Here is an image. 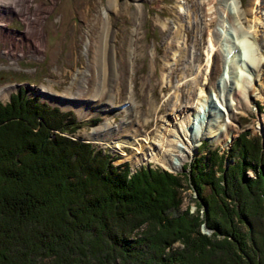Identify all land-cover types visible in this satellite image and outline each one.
Segmentation results:
<instances>
[{
	"label": "trees",
	"instance_id": "16d2710c",
	"mask_svg": "<svg viewBox=\"0 0 264 264\" xmlns=\"http://www.w3.org/2000/svg\"><path fill=\"white\" fill-rule=\"evenodd\" d=\"M79 122L23 87L0 101V264H264V136L243 130L188 164L198 218L176 211L179 175L114 164Z\"/></svg>",
	"mask_w": 264,
	"mask_h": 264
},
{
	"label": "rangeland",
	"instance_id": "374dc122",
	"mask_svg": "<svg viewBox=\"0 0 264 264\" xmlns=\"http://www.w3.org/2000/svg\"><path fill=\"white\" fill-rule=\"evenodd\" d=\"M235 1L240 5L239 10L245 12L241 17L244 29L252 30L254 16H259L264 23V0ZM36 2H43L46 6L34 17L39 18L43 25L44 42L41 52L28 48L26 37L23 48L17 51V60L11 63L3 48L8 49L11 47L9 41L23 36L27 25L15 15L0 24V27L14 31L12 37H15L5 42L2 38L0 40V101L8 100L11 92L23 87L28 96L36 95L40 100L56 105L61 110H70L75 120L80 121L74 136L104 149L111 155L114 164L126 161L130 172L140 166H151L179 175L182 182V187L179 188L181 201L176 211L186 209L189 213L198 214L199 218L205 205L184 179V172L187 173L188 164L199 154L205 157L209 149H217L218 153L228 150L231 141L243 130L248 131V135L264 136V110L261 108L264 103V85L259 92L250 95L251 110L236 113L237 118L226 127L227 131L222 138L209 139L208 134L216 133L217 128L225 122L222 113L216 111L215 125L203 128L202 135H205L199 141L193 139L192 153L176 170L165 168L168 164L166 158L162 154H155L151 144H145L143 139L155 142L153 147L156 149H165L170 159L175 155L176 149L185 144L183 125L177 118L195 104L199 84L211 78L215 81L222 70L220 56L216 60V67L206 68L207 35L219 27L216 12L218 0H115L112 5L107 4V0H34ZM7 4L11 6L12 3L9 1ZM29 8L32 9L33 5ZM97 13L104 17L110 30L104 45L107 47L111 85L106 84L104 90L111 91L113 86L115 90L112 92L113 102L109 99L110 93L108 94V108L93 113L90 111L88 115L80 117L75 104L70 102L72 99L63 94L70 86L76 92L81 89V82L89 85L92 82L87 80L90 77L86 73L92 72L88 63L93 58L94 43L98 41L97 31L92 29L90 22ZM8 14L4 12L5 18ZM256 27L259 30L250 32L248 39L255 51L261 54L264 53V26L259 23L255 24ZM89 38L97 41L94 39L93 42ZM43 86L53 88L61 100L68 99L69 106L64 107L61 103H53L44 97L41 90ZM206 88L209 89V97L218 98L217 90L214 91L209 86ZM3 89L6 92L2 95ZM91 119L94 120L90 121ZM129 119V131L137 136L142 135L136 139L139 144L147 146V154L138 153L135 156L138 144L132 140L127 130L118 129L119 125H124V121ZM105 124L106 127L98 134H92V130ZM188 126L194 129L191 124ZM109 133L111 134L107 135ZM187 133L190 136L189 131ZM164 136L167 140L161 145L157 141ZM226 136L230 141L225 146ZM218 138L221 139L220 142H216ZM201 142L205 143L202 148L199 146ZM149 152L154 155L147 157ZM141 156L147 162L141 160ZM231 162L227 158L222 165L225 167ZM215 174H219V171ZM247 174H251V171L248 170ZM208 192L209 188L204 187L203 193ZM234 219L242 230L246 229L240 218ZM198 230L206 236H214L212 228L203 221L199 223ZM180 244L179 241H174L172 246ZM42 261L47 260L43 258Z\"/></svg>",
	"mask_w": 264,
	"mask_h": 264
},
{
	"label": "bare ground",
	"instance_id": "6f19581e",
	"mask_svg": "<svg viewBox=\"0 0 264 264\" xmlns=\"http://www.w3.org/2000/svg\"><path fill=\"white\" fill-rule=\"evenodd\" d=\"M9 1L12 3L11 6L7 4ZM114 2L115 0H107V4L109 5H112ZM235 2V0H218L216 12L218 14L217 19L219 27L210 31L207 35L206 68L216 67V60L218 56H220L222 60V70L215 81L211 78L199 84L197 88L199 89L198 97L195 104L177 118L180 124L183 125L182 133L185 134V138L183 139L185 144L179 146L173 158L170 159L165 149L162 147L156 149L155 146L153 147L155 142L146 141L147 138H142L145 144H151L153 152H156L155 154H162L164 158H166L168 164L165 165V168L176 170L181 167L185 159L194 149V147L191 146V143L194 142L193 139L199 141L205 135H202L203 128H207L209 125H215L216 111L222 113L225 122L217 128L218 131H216V133L210 132L208 138H222V135L227 131L226 127H229L230 123L232 124V121L237 118L236 113H244L251 110L252 104H250V95L254 94L264 85V53L261 52L260 54V52H256L254 45L248 39L250 32L255 33L259 30L258 27L255 28V24L260 23V26H264L263 20L261 21L259 16H254L253 22L255 24L252 30L247 31L241 25V17L245 15V12L240 11V5ZM31 5H33L32 9L29 8ZM44 7L46 6L43 2L34 3V0H0V24H3V22L15 15L21 18L27 25V29L23 36H18L16 39H13V41H9L11 47L9 46L8 49H5V47L3 48V52L9 55L11 63L17 60L16 57L19 55L17 51H21V48H23V42L26 37L27 47L32 48L35 52H41L44 42L43 25L39 18L34 19V17L39 15ZM4 12L9 13L6 18ZM45 17L46 15H44V18ZM90 22H92V29L97 31L98 37V41L94 38L97 42L94 43L93 58H91L88 63V67L91 68L92 72L88 71V73H86L90 77L87 78V80L92 82L90 85L87 84V82H81V84H79V88L81 89L76 92H73L70 86L63 94L66 98L72 99L70 102L75 104V108L78 110V115L80 117L88 115L90 111L93 113L108 108L110 104L109 99L113 102L112 92L115 90L113 85L111 91L110 89L104 90L106 84H108V86L111 85V72L107 58V47L104 45L107 41L108 32L110 31L108 29L109 24H105L104 17H101L98 13ZM13 32L14 31L7 29V27H0V40L2 38L5 42L9 38H15L12 37L14 35ZM89 39L95 42L94 39ZM208 86L214 91L217 90L218 98L215 96H208L207 93L209 89L206 88ZM41 90L45 94L44 97L51 100L53 103L59 102L64 107L69 106L68 99L61 100L60 97L58 98V93L54 92L53 88H46L43 86ZM5 92V89H3L1 92L2 95ZM109 93L110 97L108 99ZM130 106L132 107V105ZM130 123L131 119L126 120L124 121V125H119L118 129L123 131L127 130L132 140L138 144L136 148L138 152L135 156H138V153L147 154V146L143 143L139 144L137 140L142 135L137 136L135 133L131 134V131H129L131 128L129 126ZM189 124L193 126L191 128H194L195 131L189 128ZM105 127L106 124L102 125L100 128H96L98 129L97 131L96 129L92 130V134H98ZM187 131H189L190 136ZM110 134L111 133L107 135ZM220 138L216 139V142H220ZM166 140L167 137L164 136L159 141H156L162 145ZM229 141L230 138L226 136L225 146ZM153 152H149L147 157L153 156ZM141 160L147 162L146 158L142 156Z\"/></svg>",
	"mask_w": 264,
	"mask_h": 264
}]
</instances>
